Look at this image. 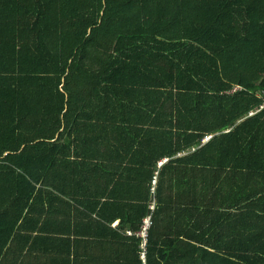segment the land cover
<instances>
[{
  "label": "trees",
  "instance_id": "obj_1",
  "mask_svg": "<svg viewBox=\"0 0 264 264\" xmlns=\"http://www.w3.org/2000/svg\"><path fill=\"white\" fill-rule=\"evenodd\" d=\"M58 184L129 264H264V0H0V250Z\"/></svg>",
  "mask_w": 264,
  "mask_h": 264
},
{
  "label": "crops",
  "instance_id": "obj_2",
  "mask_svg": "<svg viewBox=\"0 0 264 264\" xmlns=\"http://www.w3.org/2000/svg\"><path fill=\"white\" fill-rule=\"evenodd\" d=\"M164 164L159 161L156 174ZM43 191L41 232L34 230L32 219H21L17 236L23 251L18 254L14 236L9 242L14 249L0 250V264H129L134 246L130 230L121 228L122 219H115L114 207L104 220L96 214L102 210L96 198L106 200L109 189L58 184ZM140 260L144 262L141 252Z\"/></svg>",
  "mask_w": 264,
  "mask_h": 264
},
{
  "label": "built area",
  "instance_id": "obj_3",
  "mask_svg": "<svg viewBox=\"0 0 264 264\" xmlns=\"http://www.w3.org/2000/svg\"><path fill=\"white\" fill-rule=\"evenodd\" d=\"M152 185L153 186L155 185V178L152 182ZM149 208L151 211H153L154 203H151V206H149ZM150 225H151V217L150 215H148L142 220L141 230L138 232V236L141 238V258L142 260H144L145 247L147 243L148 230L150 228ZM129 233L133 235L132 232H129Z\"/></svg>",
  "mask_w": 264,
  "mask_h": 264
}]
</instances>
